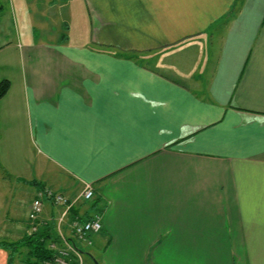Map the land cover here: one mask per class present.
Returning a JSON list of instances; mask_svg holds the SVG:
<instances>
[{"label":"crops","instance_id":"0c3cea01","mask_svg":"<svg viewBox=\"0 0 264 264\" xmlns=\"http://www.w3.org/2000/svg\"><path fill=\"white\" fill-rule=\"evenodd\" d=\"M57 1L0 0V164L92 184L100 264H264V0Z\"/></svg>","mask_w":264,"mask_h":264},{"label":"rangeland","instance_id":"374dc122","mask_svg":"<svg viewBox=\"0 0 264 264\" xmlns=\"http://www.w3.org/2000/svg\"><path fill=\"white\" fill-rule=\"evenodd\" d=\"M55 0H53L54 2ZM72 1V2H71ZM66 4L73 8V17L70 24L65 23L63 28L66 31L72 30V33L79 34L83 27L81 26V18L79 16L78 10V1L71 0ZM60 6V0L56 2ZM70 3V4H69ZM32 14H30V17ZM35 20V17L32 21ZM64 34V32H63ZM81 34V33H80ZM64 36V35H63ZM64 38V37H61ZM67 38V37H65ZM102 47V46H100ZM51 165V164H50ZM52 166V165H51ZM56 171V168L52 166ZM35 172H39L38 169ZM64 175H59L58 177L53 178L49 173L46 174L45 178L42 180L49 185H61V178H64ZM36 191L35 185L28 180L18 178L13 171H9L0 164V242L1 241H16L19 240L22 236L17 233L13 234V225H15L18 218L23 219L27 212H29V205L32 203L34 198V192ZM91 200H88L89 203ZM96 207H101L100 204H96ZM85 209L89 210V206L86 205ZM92 210V208H91ZM91 212H97L92 210ZM29 214V213H28ZM71 238L76 240L77 244L86 252L85 254V263L86 264H99L101 263L100 256H102V244L96 241L94 245H87L84 242H81L75 238L73 234L70 235ZM21 258H24V254H21Z\"/></svg>","mask_w":264,"mask_h":264},{"label":"built area","instance_id":"2783aa9c","mask_svg":"<svg viewBox=\"0 0 264 264\" xmlns=\"http://www.w3.org/2000/svg\"><path fill=\"white\" fill-rule=\"evenodd\" d=\"M95 189L90 183H86L81 191L74 197L58 192L51 187H45L36 191L30 205V218L36 220L44 211L47 202L60 206L61 212L55 225L57 239L49 242L50 249L54 252V259L46 264H72V256L75 255L79 263H82V256L71 238L64 234V226L68 224L71 234L81 242H91L92 233L99 232L102 229V218L100 214H95L90 218H85L80 214H74L73 209L80 201L93 199ZM40 228L32 226L29 233L37 232ZM75 243L76 240H75ZM76 260V261H77Z\"/></svg>","mask_w":264,"mask_h":264},{"label":"trees","instance_id":"16d2710c","mask_svg":"<svg viewBox=\"0 0 264 264\" xmlns=\"http://www.w3.org/2000/svg\"><path fill=\"white\" fill-rule=\"evenodd\" d=\"M10 87V80L3 79L0 81V101L8 93ZM32 184L37 185L40 189L45 188L40 182L33 181ZM77 211L78 209H73L74 214H78ZM58 237L54 232V226L50 225L39 229L37 232L27 233L16 241H1L0 248L8 251V264H13L14 261L21 259V254H24L23 259L29 264H46L53 261L55 256L49 247V242Z\"/></svg>","mask_w":264,"mask_h":264}]
</instances>
